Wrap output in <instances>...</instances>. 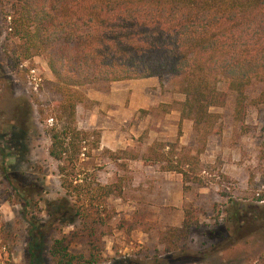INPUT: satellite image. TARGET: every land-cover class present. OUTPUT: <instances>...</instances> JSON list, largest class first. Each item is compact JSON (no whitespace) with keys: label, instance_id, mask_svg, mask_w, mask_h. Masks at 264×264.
I'll list each match as a JSON object with an SVG mask.
<instances>
[{"label":"trees","instance_id":"16d2710c","mask_svg":"<svg viewBox=\"0 0 264 264\" xmlns=\"http://www.w3.org/2000/svg\"><path fill=\"white\" fill-rule=\"evenodd\" d=\"M6 5L0 14L4 45L21 60L44 55L56 97L53 107L47 104L46 153L56 163L62 196L47 203L46 221L28 222L24 264H39L41 238L49 229H69L47 242L51 264H99L103 234L97 230L112 217L106 202L120 199L126 184L117 177L101 185L84 175L78 178L87 146L98 150L99 136L76 127L75 107L83 99L77 88L177 77L183 95L179 121H189L197 142L203 143L217 133L218 114L211 109L221 108L231 94L232 120L242 123L247 88L264 83V0H6ZM44 111L37 110L40 120ZM8 142L17 157L27 154L23 130L12 132ZM163 149L153 142L139 160L180 175L182 191L188 182L203 185L197 175L189 178L188 159ZM127 152L101 149L113 164L137 159L121 157ZM118 167L125 170L124 164ZM3 178L17 191L8 176ZM33 187L21 189L20 204L30 203ZM256 194L255 201H264L262 193ZM189 229L182 222L160 232L161 253L143 264H201L206 254L189 253L181 244ZM112 264L142 263L124 258Z\"/></svg>","mask_w":264,"mask_h":264},{"label":"rangeland","instance_id":"374dc122","mask_svg":"<svg viewBox=\"0 0 264 264\" xmlns=\"http://www.w3.org/2000/svg\"><path fill=\"white\" fill-rule=\"evenodd\" d=\"M5 7L6 0H0V14ZM3 38L0 20V264H24L28 222L46 221L47 203L62 196L56 163L46 153L51 124L46 110L54 106L56 97L44 55L21 60ZM30 70L39 80L35 90ZM180 90L179 78L172 76L77 88L83 99L75 107L76 127L99 136L98 150L87 146L88 157L79 163L78 178L84 175L101 185L117 177L126 184L120 199L106 202L112 217L97 230L103 234L99 264L124 258L150 262L163 249L157 244L158 234L182 222L190 229L181 244L189 253L206 254L201 264H264V201H255L256 193L264 196V83L247 88L242 123L232 120L231 94L221 108L211 109L218 114L217 133L203 143L197 142L189 121H179ZM38 109L45 110L41 120ZM19 130L24 131L27 150L22 157L8 142L10 134ZM153 142L162 144L163 152L188 159L189 178L197 175L203 185L188 182L182 191L180 175L141 162ZM101 149L127 150L121 157L133 154L137 159L113 164ZM28 186H34L33 195L29 204L22 205L18 198ZM67 231L49 229L42 235L39 264H51L47 242Z\"/></svg>","mask_w":264,"mask_h":264},{"label":"built area","instance_id":"2783aa9c","mask_svg":"<svg viewBox=\"0 0 264 264\" xmlns=\"http://www.w3.org/2000/svg\"><path fill=\"white\" fill-rule=\"evenodd\" d=\"M33 75H34L33 74V70H30L29 71V77H30V80L32 82L33 89L35 90L37 88V85H38L39 80L38 79H35Z\"/></svg>","mask_w":264,"mask_h":264},{"label":"crops","instance_id":"0c3cea01","mask_svg":"<svg viewBox=\"0 0 264 264\" xmlns=\"http://www.w3.org/2000/svg\"><path fill=\"white\" fill-rule=\"evenodd\" d=\"M138 81V80H137ZM117 83H120V82H117ZM119 143V142H118Z\"/></svg>","mask_w":264,"mask_h":264}]
</instances>
